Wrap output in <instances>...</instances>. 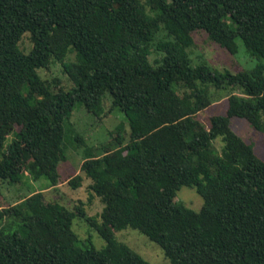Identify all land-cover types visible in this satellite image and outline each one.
Returning a JSON list of instances; mask_svg holds the SVG:
<instances>
[{
  "label": "trees",
  "instance_id": "trees-1",
  "mask_svg": "<svg viewBox=\"0 0 264 264\" xmlns=\"http://www.w3.org/2000/svg\"><path fill=\"white\" fill-rule=\"evenodd\" d=\"M196 30L232 54L239 39L257 62L232 72L193 57ZM52 62L66 80L39 74ZM207 85L231 91L225 113L204 124ZM104 96L129 133L118 129L93 151L69 120L77 104L99 117ZM231 117L264 133V0H0V119L5 133L18 127L6 145L0 135V187L29 171L56 188L68 147L84 145L67 182L87 178L101 203L94 218L47 199L45 187L5 204L0 192V264H150L116 238L125 228L171 264H264V158ZM181 186L201 196L199 210L175 199ZM74 218L104 246L79 239Z\"/></svg>",
  "mask_w": 264,
  "mask_h": 264
},
{
  "label": "rangeland",
  "instance_id": "rangeland-1",
  "mask_svg": "<svg viewBox=\"0 0 264 264\" xmlns=\"http://www.w3.org/2000/svg\"><path fill=\"white\" fill-rule=\"evenodd\" d=\"M170 30H174L172 24L167 26ZM23 46L25 49L29 48V40L27 34L23 36ZM238 50L235 54L230 53L226 49L219 46L217 43L213 42L208 38L204 30H196L192 33V44L189 46V50L193 57L200 56L204 58L211 66L219 69H228L232 72L235 70H240L241 68H250L256 62L257 58L248 56L241 44V41L237 39ZM66 59L73 60L74 53L69 52ZM61 65L58 62H52L47 69H40L38 72L43 78H51L52 76H60L64 80L66 78L61 72ZM67 85V82H64ZM210 105L198 112V118L207 124L208 116L214 114H224L227 108V96L230 94L231 90L228 89H217L212 85L206 86ZM235 93L238 90H234ZM110 99L104 96L103 99V112L99 117L92 115L85 111L83 105H75L72 115L69 120V127L73 134H78L84 138V142L87 147L92 148L93 151L96 150L102 143L111 140L115 136L116 131L119 129L120 132L124 134L129 133V127L127 119L125 118L123 112L118 108H112L110 106ZM4 123L0 119V135H4V144L6 145L11 141L15 131L18 127L15 126L14 130H10L5 133L7 127L3 125ZM231 128L248 144H251L255 154L259 158H264V133L257 131L252 128L249 123L239 117L230 118ZM68 125H65V129ZM72 134V135H73ZM127 136L125 135V138ZM221 141L217 138L214 141V146L217 150L221 147ZM84 145L80 147H74L70 145L66 151V160L61 161L58 166L60 182L57 186L46 187V182L43 177L39 179H34L33 175L29 173L24 174L23 183L18 186L9 185L7 187H0V192L3 195V204L20 200L21 197L28 194L30 189L36 190L44 188L47 199H55L62 203H65L68 207H73L74 205H80L87 215H91L94 218L99 217V212L101 210V203L99 199L92 193L89 188V180L84 178L81 185L77 188H72L68 185L67 180L69 177H73L75 174L79 173V166L83 158ZM71 177V178H72ZM178 202L184 204L185 206L192 208L193 210H199L202 206L203 200L201 196L195 191L194 188L181 186L176 192V198ZM2 223H0L1 227ZM72 228L77 233L79 239L83 240L87 236L90 237L92 244L96 248H101L104 246L105 242L103 238L98 234V232L89 227V224L85 222L82 218H74L72 221ZM118 240L126 243L134 251L141 254L150 264H171L167 258L164 257L162 251L152 241L142 234L137 229L125 228L115 233Z\"/></svg>",
  "mask_w": 264,
  "mask_h": 264
}]
</instances>
